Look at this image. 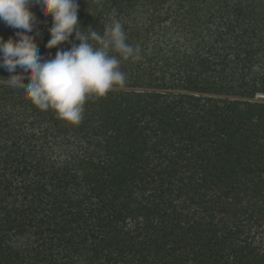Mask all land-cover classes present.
Listing matches in <instances>:
<instances>
[{
  "label": "trees",
  "instance_id": "obj_1",
  "mask_svg": "<svg viewBox=\"0 0 264 264\" xmlns=\"http://www.w3.org/2000/svg\"><path fill=\"white\" fill-rule=\"evenodd\" d=\"M77 3L139 59L110 53L126 85L79 125L0 68V264H264V0ZM30 10L40 55L67 50Z\"/></svg>",
  "mask_w": 264,
  "mask_h": 264
},
{
  "label": "clouds",
  "instance_id": "obj_2",
  "mask_svg": "<svg viewBox=\"0 0 264 264\" xmlns=\"http://www.w3.org/2000/svg\"><path fill=\"white\" fill-rule=\"evenodd\" d=\"M36 5L52 20L45 47L70 45L67 50L57 48L54 57L41 56L31 34L36 18L30 9ZM78 8L77 0H0V22L15 29L17 36L15 40L0 37V68L10 73L7 85L22 89L37 108L51 109L72 125L83 120L89 99L125 87L127 77L120 70L121 60L111 52L124 60L139 59V49L127 43L118 20L105 27L103 35L90 26L85 33L80 30Z\"/></svg>",
  "mask_w": 264,
  "mask_h": 264
}]
</instances>
